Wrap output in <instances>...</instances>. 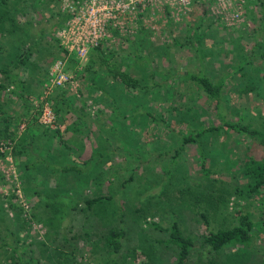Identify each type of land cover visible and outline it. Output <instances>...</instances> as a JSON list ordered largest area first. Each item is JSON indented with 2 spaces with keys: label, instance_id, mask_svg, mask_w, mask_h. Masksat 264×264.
<instances>
[{
  "label": "rangeland",
  "instance_id": "374dc122",
  "mask_svg": "<svg viewBox=\"0 0 264 264\" xmlns=\"http://www.w3.org/2000/svg\"><path fill=\"white\" fill-rule=\"evenodd\" d=\"M99 1L101 7L105 5L102 13L117 15L115 21L107 22L102 47L107 53L113 52L111 61L139 78L143 87L137 90L114 84L110 78L107 81L101 72L105 66L94 53L93 67L98 73H93L95 81L88 85V70L84 71V82L74 70L83 68L87 58L78 59L75 45L70 52L66 48L65 54L59 49L56 38L60 45H66L62 29L75 25L71 13L79 9L77 0H0V68L11 67L18 52L31 55L25 64L11 68L27 83L19 91H31V94L18 96L11 83L0 91V101L9 97L12 103L3 105L5 108L12 105L6 112L20 119L19 132L25 127L24 117L31 115L40 95L52 83L49 72L48 80L41 82L44 68L50 71L57 59H62L67 79L52 84L53 96L47 101L51 103L54 97L60 99L58 86L65 85L69 94L78 97L65 98L69 102L75 100L76 110L79 108L76 104L82 99L95 111L101 108L93 112L95 117L87 116L84 123L72 128L73 132L65 137L66 147L52 141H58L53 133L54 128L60 129L56 120L51 126L31 124L39 141L34 138L29 146H19L20 139L14 138L17 152L12 149V158L18 175L14 182L19 183L21 193L37 215L30 224L15 218L14 209L8 205L10 201L19 202L15 187L12 188L15 183L3 175L0 178L3 199L0 200V243L7 240L16 250L1 246L0 264H170L176 251L167 241V228L173 220H177L183 233L196 241L184 264L260 262L264 251L262 232L254 234L244 246L223 248L214 254L207 245H199V241L209 229L233 221L230 217L223 219L226 210L248 209L254 219L264 214V205L258 201L247 206L241 197L235 202L236 197L231 193L234 184L244 181L233 171L241 166V155L250 152L261 157L264 149L255 141L249 148V137L227 129L218 138L206 133L197 142L177 150L183 135L218 123L221 118L203 91H196L189 79L173 80L169 70L177 64L182 72H197L203 62L210 79L223 82V116L229 121L250 122L264 132V78L261 77L264 60H257V55H253L255 62L247 63L243 57L252 43L261 45L253 52L264 50V18L258 15V10H262L260 3L244 0L243 20L227 25L220 14L202 2L194 3L188 14L171 12L162 4L147 5L143 9L135 7L122 14L117 9V3L122 1ZM67 13L64 25L54 32L52 24ZM252 28L255 29L251 31ZM111 29H117L118 34H112ZM196 31L206 33L201 41V56L195 49L199 45L193 36ZM74 33L73 39L77 40L83 32L79 29ZM175 38L182 44L176 43ZM74 59L79 60L75 65ZM241 64L243 69L236 68ZM0 80L4 81L2 73ZM254 84L255 89L249 90ZM82 85L83 92H80ZM92 145L104 153L88 164L84 161L91 155ZM73 146L77 149L72 150ZM19 160L30 164L25 168L26 173L22 172ZM65 165H75L79 171H65L62 169ZM201 165L216 170L212 177L218 182L213 188L212 180L204 178ZM45 169L51 172L46 174ZM52 173H55L53 179ZM92 194L111 197L103 204L83 209V196ZM222 195L228 198L226 210L219 202ZM110 225L125 229L118 251L104 239ZM86 229H89L87 238L81 236ZM63 234L68 236L67 241L62 238Z\"/></svg>",
  "mask_w": 264,
  "mask_h": 264
},
{
  "label": "trees",
  "instance_id": "16d2710c",
  "mask_svg": "<svg viewBox=\"0 0 264 264\" xmlns=\"http://www.w3.org/2000/svg\"><path fill=\"white\" fill-rule=\"evenodd\" d=\"M258 3H260L261 9L258 10V15L264 18V0H257ZM70 14V13H69ZM66 18H68V13L65 14L63 17L58 18V20L52 24V30L55 32L57 31V28L64 25ZM264 21V19H263ZM255 28H252L251 31H253ZM51 30V32H53ZM112 34H118L117 29H111ZM206 33L204 31L201 32H194L193 36L196 40H198V44L195 46V49L197 53L201 56L203 55L202 47H201V41L202 37ZM142 35V34H140ZM188 37V36H187ZM241 37V36H240ZM126 38V37H125ZM128 38V37H127ZM190 40V39H189ZM189 40L185 42H190ZM105 40L99 41L98 45H95L91 47V50L88 52L87 55V61L84 64L83 68L75 67L74 70L77 72V75L80 77V79L84 82V76H85V70H88L89 72V82L88 85L93 84L95 81V77L93 76V73H98L97 69L93 67V64L96 60L92 59V54L97 55V59H99L100 64H104L105 69L101 70L102 76L105 77L107 81H109V78L113 81L114 84L121 85L125 88H132V89H139L143 87L141 85V82L139 78L135 75H133L131 72H128L115 64L113 61H111V55L113 52L111 50H108L109 52H105V49L102 47L104 45ZM175 42L178 44H182L179 42L178 39L175 38ZM56 43L59 46V49L65 54L67 52L66 47L60 45L58 38H56ZM260 42L252 43L251 49L246 53L243 54V57L245 58V62L254 63L255 59L252 58L253 55H257V60L262 59L264 60V50L261 52H253L255 48L260 47ZM28 49V48H26ZM30 49V48H29ZM31 55H25L24 52H18L16 57L13 59L12 66L5 68H0V73L4 74V81L0 80V91L6 90L8 88V85L11 83L13 91L16 92L18 96L27 97L31 94V91H28L27 93L21 92V88H23V85L27 84L25 83V78L18 77L17 73H14L11 71V68L17 65H23L27 62V58ZM72 57V55H71ZM54 58V56H53ZM78 59L73 60V65L75 63L77 64ZM50 62H48L49 64ZM25 67V66H24ZM264 67V64H263ZM236 68L243 69V65H239ZM24 69V68H23ZM171 76L173 80H182V79H189L193 82L196 91L201 90L204 92L206 97L209 99L213 107L217 110V114L219 118H221V121L218 123H214L211 125L203 126L201 128H198L193 133H189L187 135L182 136V141L177 150H183L185 148V144L190 142H197L198 137L201 135H206V133L214 134L217 138L219 137L220 133H227V129H232L235 132L243 134L246 138H248L247 146L250 148L252 141L256 142L259 146H261L264 149V132L260 129L253 127L250 122H244L242 120H235V121H229L223 116V109H224V102L222 100V93H223V82L221 79L218 81H213L210 79V77L205 73L204 70V64L203 62L200 63V67L198 68L197 72H193L191 70H186L184 72L180 71L178 68V65L172 66L170 69ZM50 71H48V68L45 67L44 71L41 75V82L44 80H48ZM101 76V77H102ZM6 77V80H5ZM261 77L264 78V73H261ZM111 82V81H110ZM50 83V82H49ZM156 82H153L155 85ZM161 82H158L160 84ZM45 86V85H44ZM61 89L59 90L61 93L60 99L53 98V101H51L50 106L53 109L55 113V120L58 123L65 122L67 117L66 113L68 109H71L74 106V101H67L65 99L66 97L68 99H71L70 96H73V98H78L75 95L69 94L67 90H65V85L58 86ZM57 87V88H58ZM82 86H80L79 91L83 92ZM97 87V86H95ZM256 85H251L248 87L249 90L255 89ZM55 88V89H57ZM54 89V91H55ZM23 90V89H22ZM41 94V93H40ZM39 94V95H40ZM43 94V93H42ZM40 95V101L38 104L34 105L33 112L31 111V115L24 117L25 119V127L22 128L23 131L19 132L18 129V123L20 119L15 117V114L6 112L5 106H3L5 103L10 101V98H6L4 100L0 101V141H12L15 140V137H18L21 142L17 140V143L19 146H28L27 144H30L31 141H33L34 136L36 133H31V130L29 126L31 124L38 125L39 127L46 126L42 122L39 121V117L42 113L43 106L46 100L51 98L52 93L51 89L44 93L43 95ZM50 94V95H49ZM57 94V93H56ZM68 94V95H67ZM78 96V95H77ZM13 99H11L12 101ZM76 106L79 107L80 111L82 113L75 114L74 119L71 121L72 125H76L78 123H84L85 117L87 116H93L95 117L96 113L93 112L101 111V108H98L97 111L93 109L90 105L87 107L86 99H82L80 104H76ZM70 107V108H69ZM188 110L190 107L187 108ZM78 110V109H77ZM76 110V111H77ZM148 114H151L150 110L146 111ZM153 119V116L152 118ZM48 126V125H47ZM67 128V125L65 126ZM53 133L56 134L58 139L62 143H67L66 139L62 137L63 133L60 132V129L58 127L54 128ZM215 137V138H216ZM25 140V142H22V140ZM17 143L16 146H13V152H17ZM15 144V143H14ZM67 146V144H66ZM18 152H20L18 150ZM104 152H101L97 149V147H94L92 145V153L91 155L84 161L85 163H90V161L95 156H102ZM3 154V153H0ZM241 160V166L234 169V173L240 174L241 178L244 179V181L239 184H234L231 187V193L235 195L236 200L241 197L247 202V206H252L254 201H258L257 203L264 205V155L261 157H255L250 152L246 154H242L240 157ZM65 171L69 170H76L79 171V168H77L75 165H65L62 167ZM201 169L204 175V178H209L212 180L213 184H211L212 188L214 187V184H216L217 179L215 177H212V174L216 170H209L205 165H201ZM3 176V174L0 172V178ZM6 181V180H5ZM15 187L14 184H12V188ZM212 195V193H211ZM210 195V196H211ZM110 195L105 194H92L83 196V203L82 206L83 209H91L97 204H103L104 201L108 198H110ZM0 200L3 201L2 197L0 196ZM219 202L223 207H225V210L227 209L228 204V198L224 195L219 197ZM47 204V201L44 203ZM2 205V203H1ZM10 208L14 209V216L17 218L21 223L30 224L33 218L36 217V213L33 210V205H30V215L24 216L23 214V208L19 202H12L10 201L8 203ZM78 201L74 205V209L77 208ZM264 210V207H263ZM205 222L207 223V219L204 213L201 214ZM230 217V221L228 224L222 227H218L216 229H209L206 233H204L199 241V245H207L211 254L219 253L223 248L227 247H233L237 245L244 246L245 243L250 241L252 239V236L256 234L257 232L264 233V214L260 215L259 218L254 219L253 212L251 210H245L242 211L237 210L230 212L229 210H226L225 215H223L224 220H228ZM228 218V219H227ZM152 222L156 223L154 220ZM155 226L159 227L157 224ZM169 239L167 240L168 243H170L173 248L175 249V258L172 260L170 264H184V261L187 259L188 254L190 253L191 249L196 245V241L190 237V235L183 233L182 229L179 226V223L177 220H173L171 224L167 228ZM84 235L85 238L89 236V229H86L83 234L81 233V236ZM74 235H70L69 237L73 238ZM125 236V229L122 226H115L110 225L107 227L106 232L104 233V239L106 244L109 247H112L114 251L120 250L122 246V238ZM65 241H67L68 236L63 234L62 237ZM10 246L12 250H16L15 246H12L8 243L7 240L2 241L0 243V247L4 246ZM144 264H151L149 262H144ZM254 264H264V251L262 253V256L260 258V262L254 263Z\"/></svg>",
  "mask_w": 264,
  "mask_h": 264
},
{
  "label": "built area",
  "instance_id": "2783aa9c",
  "mask_svg": "<svg viewBox=\"0 0 264 264\" xmlns=\"http://www.w3.org/2000/svg\"><path fill=\"white\" fill-rule=\"evenodd\" d=\"M105 1H122L123 3H117L119 8L122 11V14H125L127 11L132 9L139 8L143 9L147 5L156 4V5H166L171 12L177 13H187L190 11L191 6L194 3L202 2L209 6L210 10L217 12L227 25L235 24L243 20L244 8L241 0V3H237L236 0H105ZM99 0H77L79 9L77 12H72V20H75V25L72 24L66 28H63L61 34L63 36L65 47L72 51L75 45V55L78 59L87 57L88 49L91 46L98 45L99 41L106 35V25L109 20L115 21L117 17L116 14H105L101 12V7ZM88 4L89 6L86 7ZM173 8V9H172ZM171 9V10H170ZM71 20V19H70ZM73 20V21H74ZM69 21L67 24L70 25ZM81 22L83 24H81ZM77 23V25H76ZM224 23V24H225ZM79 26V27H78ZM76 29V30H75ZM81 30V33L77 40L73 39V34L75 31ZM50 81L47 85V93L52 87V84H60L67 77L63 72V61L62 59H57L53 62L50 70ZM40 122L45 125H52L55 121V113L50 106V103L46 100L43 106L42 113L39 117ZM14 140L10 141H0V170L7 180H12L15 183V194L17 195L18 201L23 208L25 216L30 215V205L27 199L21 193L19 183L17 181L18 175L15 170L13 158H12V149L14 146Z\"/></svg>",
  "mask_w": 264,
  "mask_h": 264
},
{
  "label": "crops",
  "instance_id": "0c3cea01",
  "mask_svg": "<svg viewBox=\"0 0 264 264\" xmlns=\"http://www.w3.org/2000/svg\"><path fill=\"white\" fill-rule=\"evenodd\" d=\"M53 29V28H52ZM9 103H11V102H9ZM17 103H18V101L14 104V106L15 107H17ZM12 104V103H11ZM10 104V106H8L6 109H11V107H12V105ZM78 104H80V103H78ZM70 108V107H69ZM78 110L76 111V108H75V106H73L71 109H68L67 110V113H66V117H67V119H66V121L65 122H61V123H59V127H60V132L61 133H63L62 135V137H67V136H69L73 131H72V128H75L76 126H74V125H72L71 124V121L74 119V117H75V114H77L78 112L79 113H81V111H80V109L79 108H77ZM11 112H12V110H11ZM67 125V128L65 127ZM29 128H30V130H31V133H33V130H35V129H31V126H29ZM41 130V129H40ZM74 131H75V129H74ZM42 133V132H41ZM37 134V133H36ZM36 134H35V136H34V138L35 139H37V137H36ZM37 141H39V139H37ZM54 143H55V145H59V146H65L66 147V144H67V146H68V142L67 143H62L59 139H58V141H55V139H53L52 140ZM70 145V144H69ZM29 146V145H28ZM73 149H77V147L76 146H73L72 147V150ZM72 157H74V156H72ZM76 158H78V157H76ZM88 158V157H87ZM87 158H85V159H87ZM84 159V160H85ZM20 161V160H19ZM82 161H83V159H82ZM25 162V161H24ZM29 163L28 162H26V163H22V160L20 161V167H21V170H22V172L23 173H26V169L25 168H28L29 167ZM64 167V166H63ZM45 170H47V169H45ZM51 171L49 170H47L46 171V174H49ZM55 173H52L51 174V179H53L54 177H53V175H54Z\"/></svg>",
  "mask_w": 264,
  "mask_h": 264
}]
</instances>
